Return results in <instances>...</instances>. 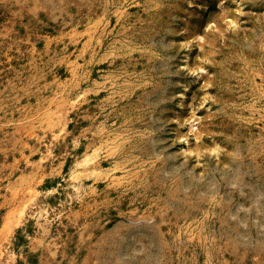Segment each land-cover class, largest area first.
<instances>
[{"label":"rangeland","instance_id":"obj_1","mask_svg":"<svg viewBox=\"0 0 264 264\" xmlns=\"http://www.w3.org/2000/svg\"><path fill=\"white\" fill-rule=\"evenodd\" d=\"M10 235L11 264H264V0H0V264Z\"/></svg>","mask_w":264,"mask_h":264},{"label":"bare ground","instance_id":"obj_2","mask_svg":"<svg viewBox=\"0 0 264 264\" xmlns=\"http://www.w3.org/2000/svg\"><path fill=\"white\" fill-rule=\"evenodd\" d=\"M67 110V109H66ZM65 109H63L58 114V136L63 134L65 130H67V118L63 117ZM65 135V134H64ZM62 139V137H61ZM46 143H44L45 145ZM50 144V143H49ZM45 147H47L45 145ZM88 158V155H85L83 160L86 163ZM68 178V177H67ZM81 179L78 176L77 172H73L70 174V177L66 181V188L68 189V193L70 196H75L79 193ZM55 187H46L41 189L31 188V191L28 193V200L35 206V209H37V215L38 217L48 221L50 219V215L55 216L60 209L56 207L55 203H53L50 200V195L53 193ZM64 202V201H63ZM61 203V201H60ZM59 203V204H60ZM33 211V210H32ZM60 214V213H59ZM37 217V216H36ZM43 223V222H42ZM10 230V229H9ZM8 231V230H7ZM7 234V233H6ZM27 236V235H26ZM13 235H10L7 238L6 244L4 246V258L2 263L3 264H11L13 258H14V245H13Z\"/></svg>","mask_w":264,"mask_h":264}]
</instances>
